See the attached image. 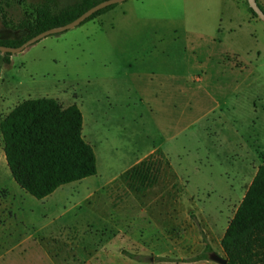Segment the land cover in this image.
Instances as JSON below:
<instances>
[{
	"label": "rangeland",
	"instance_id": "obj_1",
	"mask_svg": "<svg viewBox=\"0 0 264 264\" xmlns=\"http://www.w3.org/2000/svg\"><path fill=\"white\" fill-rule=\"evenodd\" d=\"M99 1L1 0L0 40L26 39L37 7ZM38 98L80 108L97 174L37 200L0 133V264L226 259L225 224L264 166V23L246 0H127L0 52V121Z\"/></svg>",
	"mask_w": 264,
	"mask_h": 264
},
{
	"label": "trees",
	"instance_id": "obj_2",
	"mask_svg": "<svg viewBox=\"0 0 264 264\" xmlns=\"http://www.w3.org/2000/svg\"><path fill=\"white\" fill-rule=\"evenodd\" d=\"M24 1L17 0L20 4ZM101 1L85 2L58 13L45 7H37L33 20L23 25L28 31L27 38L23 41L0 40V45L19 47L44 31L74 21ZM256 1L264 12L259 0ZM115 6L96 12L81 25ZM249 10L257 18L250 8ZM82 128L83 116L75 104L63 107L52 98L27 99L17 104L0 121L3 153L13 181L33 198L43 200L62 186L95 176L96 156L93 148L84 140ZM221 248L226 255L227 264L264 263L263 165L258 167L229 221L221 239ZM209 249L206 247V250ZM205 259L206 256L201 255L194 261Z\"/></svg>",
	"mask_w": 264,
	"mask_h": 264
},
{
	"label": "water",
	"instance_id": "obj_3",
	"mask_svg": "<svg viewBox=\"0 0 264 264\" xmlns=\"http://www.w3.org/2000/svg\"><path fill=\"white\" fill-rule=\"evenodd\" d=\"M125 1H127V0H104V1H101L100 3L89 8L87 11H85L83 14H81L74 21H72V22H70L64 26H60V27H56V28H52V29H49L47 31H44V32L28 39L19 47H8V46L0 45V52L4 53V54L21 53L22 51H24L25 49H27L31 45L35 44L39 40H41L47 36L59 34V33L65 32L67 30H71L75 27H78L81 25V23H83L85 20H87L89 17H91L96 12H98V11H100L106 7H109L111 5L121 4ZM246 1L248 4V7L253 11V13L257 16V18L264 23V12L258 6L257 1L256 0H246ZM209 260L212 262H215L217 264H227L226 259H223L222 257H220L219 255H217L215 253H212L211 255H209Z\"/></svg>",
	"mask_w": 264,
	"mask_h": 264
},
{
	"label": "crops",
	"instance_id": "obj_4",
	"mask_svg": "<svg viewBox=\"0 0 264 264\" xmlns=\"http://www.w3.org/2000/svg\"><path fill=\"white\" fill-rule=\"evenodd\" d=\"M261 2H259L260 3V5L263 7V10H264V0H260ZM125 10V9H124ZM126 11L127 10H125V11H122L121 13L122 14H124L125 15V13H126ZM125 12V13H124ZM186 84V83H185ZM185 87H187V84L185 85ZM82 113V112H81ZM83 116V115H82ZM84 128V127H83ZM83 128H82V135H83ZM83 138H84V136H83ZM84 140H85V138H84ZM86 141V140H85ZM94 150V149H93ZM95 153V152H94ZM48 198V197H47ZM237 209V208H236ZM236 211V210H235ZM235 213V212H234ZM233 216H234V214H233ZM233 216L229 219V221L233 218ZM229 221H227L226 222V224H225V227H224V229H223V233H222V236H221V239H222V237H223V235H224V233H225V230H226V228H227V226H228V223H229ZM200 263H202V262H200ZM203 263H206V261H204Z\"/></svg>",
	"mask_w": 264,
	"mask_h": 264
}]
</instances>
